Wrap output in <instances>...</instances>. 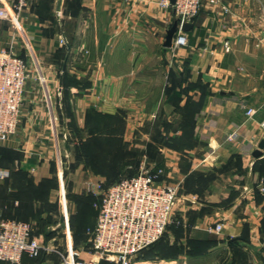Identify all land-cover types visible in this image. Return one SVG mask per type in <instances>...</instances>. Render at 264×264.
I'll list each match as a JSON object with an SVG mask.
<instances>
[{
    "label": "crops",
    "instance_id": "0c3cea01",
    "mask_svg": "<svg viewBox=\"0 0 264 264\" xmlns=\"http://www.w3.org/2000/svg\"><path fill=\"white\" fill-rule=\"evenodd\" d=\"M58 1L0 18V50L12 49L30 70L19 127L0 145V171L8 172L0 176V216L32 222L41 242L64 235L56 230L62 219L53 223L59 174L74 189L108 187L147 160L165 169V182L180 183L179 197L152 246L156 258L142 254L133 264H264V151L254 155L264 138V0H203L178 48L166 45L174 8L157 0H62L60 14ZM74 112L80 124L89 112L111 117L85 137L94 148L78 160ZM98 191L72 205L83 260L99 258L88 234ZM61 234L54 243L65 248ZM25 262L58 264L60 256Z\"/></svg>",
    "mask_w": 264,
    "mask_h": 264
},
{
    "label": "built area",
    "instance_id": "2783aa9c",
    "mask_svg": "<svg viewBox=\"0 0 264 264\" xmlns=\"http://www.w3.org/2000/svg\"><path fill=\"white\" fill-rule=\"evenodd\" d=\"M36 0H10L0 3V18L18 19L23 11ZM217 3L220 0H210ZM164 9L174 8L178 30L174 35V48L187 45L185 22L198 14L203 0H157ZM225 10L228 7L223 6ZM224 49H230L229 41ZM30 76L27 61L12 49L0 50V145L8 141L17 131L21 120L24 91ZM255 109L249 108L252 116ZM230 137H233L232 135ZM8 172L0 171V176ZM165 169L144 160L138 173L122 177L105 187L98 183L100 201L96 204V225L88 229L90 243L99 258L81 259L83 249L75 246L72 233L67 228L65 248L54 242L59 236L41 242L34 238V224L30 221L8 219L0 216V260L8 264H27L25 257L33 259L43 254L56 253L58 264H102V260L114 264H133L136 255L158 241L173 222L175 206L179 197L180 183H168L163 179ZM66 214V208H64ZM222 223L215 230L220 231Z\"/></svg>",
    "mask_w": 264,
    "mask_h": 264
},
{
    "label": "rangeland",
    "instance_id": "374dc122",
    "mask_svg": "<svg viewBox=\"0 0 264 264\" xmlns=\"http://www.w3.org/2000/svg\"><path fill=\"white\" fill-rule=\"evenodd\" d=\"M30 71V70H29ZM30 77V76H29ZM72 104V103H71ZM78 116L76 114V112L71 113V138H72V142L75 144V148L79 151V153L76 152L75 156L76 160H78L77 157H80L81 154L80 150L85 151L86 148L88 150H93V142L89 141L88 139H85V137H92L94 136V134L92 133V130L95 128V126L98 125V123H101V126H105V125H109L111 117L109 115H97L93 112H89L86 115V118L84 120L83 123V129L80 128L79 130V126L81 125L80 122L78 121ZM101 120V121H100ZM100 121V122H99ZM91 142V143H90ZM62 166V165H61ZM74 169H78L79 168V164H75V166H73ZM54 204H56L57 206H59L58 211L54 212L53 216H54V221L53 223H56L59 221H61L62 219V223L61 226L59 228H57L56 230L58 231H63L64 235L61 234V237L66 239V233H67V228H69L71 230V218L73 217V204L77 205V204H81L83 200V194L85 192H87V194H94V189L92 187V183H87V185L84 186H79L75 183L74 187H76L75 189L71 187V182L70 179L68 177L67 174L62 173L59 174V179H55L54 181ZM70 189H72L70 191ZM82 190L83 192L81 193V196L78 197L77 195L79 193H74V190ZM71 195V196H70ZM73 195V196H72ZM64 208H66V214L64 211ZM59 224V223H56ZM54 225V224H53ZM170 226V225H169ZM169 226L167 227V230L169 228ZM45 230V229H43ZM166 230V231H167ZM166 233V232H165ZM164 233V234H165ZM59 234V237H60ZM164 236V235H163ZM163 236L161 237V239L163 238ZM153 245L147 247L145 250H143V252L140 254L141 257L142 254H146L145 256L150 259V258H156L157 256V251H154V247H152ZM144 257V256H143ZM0 264H3L0 262Z\"/></svg>",
    "mask_w": 264,
    "mask_h": 264
},
{
    "label": "water",
    "instance_id": "95a60500",
    "mask_svg": "<svg viewBox=\"0 0 264 264\" xmlns=\"http://www.w3.org/2000/svg\"><path fill=\"white\" fill-rule=\"evenodd\" d=\"M172 2L175 3V0H172ZM61 5H62V0H59L58 4H57V11L59 14L61 13ZM191 27H192L191 22H185L182 26V30L188 31ZM177 30H178V22L175 21L173 23V25L171 26V28L167 32L166 45H168V46L172 45L173 38H174V35L177 32ZM263 151H264V138L261 140V142L259 144V148L257 150H255L254 155L260 156V155H262Z\"/></svg>",
    "mask_w": 264,
    "mask_h": 264
},
{
    "label": "trees",
    "instance_id": "16d2710c",
    "mask_svg": "<svg viewBox=\"0 0 264 264\" xmlns=\"http://www.w3.org/2000/svg\"><path fill=\"white\" fill-rule=\"evenodd\" d=\"M137 173H138V172H137ZM135 174H136V173H135ZM135 174H133V175H135ZM131 176H132V175H131ZM123 177H126V176H123ZM121 178H122V177H121ZM121 178H120V179H121ZM120 179H118V180H120ZM118 180H116V181H118ZM114 182H115V181H114ZM160 239H161V238H160ZM160 239H159V240H160ZM159 240H158V241H159ZM158 241H156V242H158ZM156 242H155V243H156ZM155 243H153V244H151V245H154ZM151 245H150V246H151ZM148 247H149V246H148ZM146 248H147V247H146ZM146 248H145V249H146ZM145 249H143V250H145ZM143 250H141V251L136 255V258H137L138 256H140V254L143 252Z\"/></svg>",
    "mask_w": 264,
    "mask_h": 264
}]
</instances>
